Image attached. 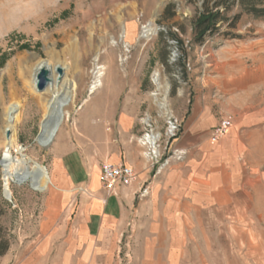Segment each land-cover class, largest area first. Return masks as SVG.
<instances>
[{"label": "rangeland", "instance_id": "1", "mask_svg": "<svg viewBox=\"0 0 264 264\" xmlns=\"http://www.w3.org/2000/svg\"><path fill=\"white\" fill-rule=\"evenodd\" d=\"M205 1L0 0V225L10 239L0 264H20L44 249L51 259L64 256L58 255L57 245L37 242L51 182L40 191L30 179L13 177L8 180L11 198L4 195L5 113L12 103L19 106L9 121L14 123L10 139L22 147L12 148V154L21 158L22 153L30 169L45 164L49 177L60 137L65 151L75 150L90 164L127 154L137 162L146 160L153 177L169 156L183 157L172 140L181 134L182 118L195 100L210 101L219 121L232 117L235 122L227 113L230 105L240 112L259 105L264 114V18L244 11L235 0L225 17L240 12L236 27L225 22L200 42L193 23ZM41 60L51 70L63 67L57 83L78 84L48 147L39 145L37 137L48 112L44 98L51 94L31 85ZM95 66L108 70H103L102 85L90 93ZM52 73L58 76L57 70ZM172 123L179 129L171 130ZM148 133L159 136L156 153L142 141ZM25 165L17 164L21 170ZM259 170L256 196L229 206L196 207L170 220L148 212L151 202L145 204V213L130 215L122 224L106 264H264V163ZM150 179L138 195L146 193ZM140 202L137 196L135 206Z\"/></svg>", "mask_w": 264, "mask_h": 264}, {"label": "crops", "instance_id": "2", "mask_svg": "<svg viewBox=\"0 0 264 264\" xmlns=\"http://www.w3.org/2000/svg\"><path fill=\"white\" fill-rule=\"evenodd\" d=\"M209 102L192 103L182 118L181 134L172 140L173 148L184 152L183 157L169 156L153 177L146 160L137 162L127 154L112 156V161L129 164L139 173L133 183L118 185L114 193L100 180L102 163L90 164L75 150L65 151L63 137L58 138L49 165L51 187L37 242L44 247L57 245L58 255L64 256L51 259L44 249L43 254L27 256L20 264H46L50 260L106 264L122 224L129 222L130 215L145 213L149 202L148 212L174 220L196 207H224L238 198L256 196L262 182L259 168L264 163V114L259 105L247 106L246 112L228 106L227 113L235 122L226 135L212 142L210 131L219 117ZM148 178L146 193L138 195ZM137 196L139 206L134 204Z\"/></svg>", "mask_w": 264, "mask_h": 264}, {"label": "bare ground", "instance_id": "3", "mask_svg": "<svg viewBox=\"0 0 264 264\" xmlns=\"http://www.w3.org/2000/svg\"><path fill=\"white\" fill-rule=\"evenodd\" d=\"M119 20H120V18H119ZM126 33H128L127 27H126ZM66 34H68V32ZM128 36H129V34H127V37ZM96 57L98 58L99 56L97 55ZM44 63H46L44 60L39 61L35 65L34 73H35V69H37L39 66H41ZM106 68H107L106 66H99V67L95 66L94 67L92 72L95 76V80L93 82V85L90 86V93H93L95 90H97L98 87H100L102 85V75L104 74L103 70ZM55 70H56V66H52V72H55ZM107 70H108V68H107ZM34 73H33V78L31 79V85L35 89L36 80H35ZM57 78H58V76L54 75L53 84L50 87H48V89L45 90L46 92H49L51 94V96L49 98L48 97L44 98V100H45L44 105H45L46 111H48V109L51 107V105L54 102H56L61 96L62 97H69V101L65 105V106H67L71 101H73L74 96H75V92L77 91V87H78L77 81L65 79V82H66L65 84H64V82H63V84H59V83H57L58 82ZM159 105H160L161 109H164V107H165L164 102H161ZM18 106H19V103H12L8 107V109L5 113V118L8 121L7 126L5 127V133H6L7 129L13 128V126H14V125H12L14 123L10 124L11 122L9 123V121L11 119H13L12 113H14V111L17 109ZM63 112H64V109H63ZM63 119H64V117H63ZM61 124H62V122L60 123L59 127L57 128L55 135H54V138L58 134ZM172 128H173V126H170L171 130H172ZM10 137H11V135H10ZM10 137L9 138L6 137V144L4 146L5 155H6V157H8L7 164H6V169L8 170V172L5 174V177H4V180H6L5 178H7V182L10 178L14 177V172L16 170H21L20 168H18L17 164L18 165L19 164H26L28 161V159H26L24 156L20 158L18 156H14L12 154V152H11L12 148H14L15 150L17 149V151H21L20 150L21 146L19 147L17 145V143L15 145L14 137L12 136L11 139H10ZM158 137L159 136L157 134L148 133L144 136V138L142 140L144 144H148V146H150V148H152L153 153L157 152L156 141H157ZM38 143H39V145L44 147V145H43L44 139H42L41 141H38ZM34 165H35L34 167H37L36 163H34ZM39 167L42 169V172H41V175L38 178V180L36 182H34V180H33L34 177H32L31 174L30 175L32 178L30 177L29 179H30V181H32V185H34V187H33L34 189L44 191L47 188V186L50 182V179H49V176H48L46 170L43 169V166L39 165Z\"/></svg>", "mask_w": 264, "mask_h": 264}, {"label": "water", "instance_id": "4", "mask_svg": "<svg viewBox=\"0 0 264 264\" xmlns=\"http://www.w3.org/2000/svg\"><path fill=\"white\" fill-rule=\"evenodd\" d=\"M56 70L58 72V78L57 80H61V76L63 75V67L57 65ZM35 90L38 92H44L48 87H50L54 82V77L52 70L50 68V65L47 63L42 64L37 69H35ZM69 101V97H60L56 102H54L51 107L48 109V112L46 113L42 124H41V130L38 134V141H41L44 139V147H48V145L53 141L55 132L57 128L59 127L60 123L63 120L64 117V106ZM11 135V130H6V137L9 138ZM22 149V147H20ZM21 153V152H20ZM21 156L23 157V154L21 153ZM8 157L4 154L1 163L4 167L3 173L4 177L5 174L8 172L6 169ZM37 167L30 169L28 164L26 163L24 169L22 170H16L14 172V177L17 182H23L27 179H29L32 175L34 182L38 180V178L41 175L42 169L39 167V165L36 163ZM43 169L46 170V165L42 164ZM31 174V175H30ZM31 177V178H32ZM5 184H4V195L7 198H11V191L8 186L7 178H5ZM32 184V181H31ZM34 187V185H32Z\"/></svg>", "mask_w": 264, "mask_h": 264}, {"label": "trees", "instance_id": "5", "mask_svg": "<svg viewBox=\"0 0 264 264\" xmlns=\"http://www.w3.org/2000/svg\"><path fill=\"white\" fill-rule=\"evenodd\" d=\"M209 0L204 2V9L198 14L194 23V38L197 41H203L207 35H212L221 29L222 24L228 22L230 28H235L241 13H235L230 19L225 17L235 0H215L209 4ZM242 9L257 18H264V0H238ZM170 9L166 7V12ZM230 35V31H225ZM2 211L0 210V216ZM10 247V239L3 226L0 225V256L5 254Z\"/></svg>", "mask_w": 264, "mask_h": 264}, {"label": "built area", "instance_id": "6", "mask_svg": "<svg viewBox=\"0 0 264 264\" xmlns=\"http://www.w3.org/2000/svg\"><path fill=\"white\" fill-rule=\"evenodd\" d=\"M173 124V123H172ZM233 125L232 117L221 119L210 131L209 139L212 142L218 141L226 135ZM179 124H173L174 131L179 129ZM135 169L126 163H116L112 160H104L101 165L100 180L104 188L114 193L120 184H131L136 180Z\"/></svg>", "mask_w": 264, "mask_h": 264}]
</instances>
